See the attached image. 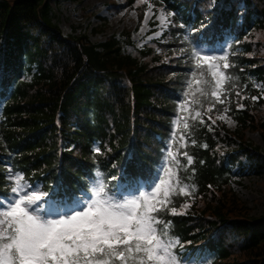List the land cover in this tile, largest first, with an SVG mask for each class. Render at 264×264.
Wrapping results in <instances>:
<instances>
[{"label": "trees", "instance_id": "trees-1", "mask_svg": "<svg viewBox=\"0 0 264 264\" xmlns=\"http://www.w3.org/2000/svg\"><path fill=\"white\" fill-rule=\"evenodd\" d=\"M50 1L0 0V194L11 186L7 165L42 181L46 189L57 184L89 188L107 176L109 187L121 179L148 191L157 175L168 179L161 169L168 165L171 147L178 163L170 166L176 173L170 182L179 180L177 192L195 185L192 195L208 204L194 216L161 215L172 222L171 235L196 254L199 261L193 264H264V214L252 215L245 206L229 212L231 202L238 205L228 188L232 165L249 161L255 173L264 174V155L247 146L223 152L236 132L207 120L221 106L211 96L210 70L197 66L191 54L197 44L217 56L228 54L229 113L242 130L253 127L264 135V122L254 117L249 103L250 97H260L254 81L264 82V54L256 52L262 42L257 32H264V0H217L212 9L208 0H166L177 12L173 46L185 50L178 56L174 49L157 52L162 44L128 55L115 38L95 44L85 34L63 36ZM186 28L203 33V42L193 40L196 33ZM33 65L32 82L21 81ZM238 102L245 108H237ZM197 110L203 123L194 119ZM98 142L100 153L94 152ZM186 200L175 195L170 206L178 210Z\"/></svg>", "mask_w": 264, "mask_h": 264}, {"label": "snow or ice", "instance_id": "snow-or-ice-1", "mask_svg": "<svg viewBox=\"0 0 264 264\" xmlns=\"http://www.w3.org/2000/svg\"><path fill=\"white\" fill-rule=\"evenodd\" d=\"M176 15L177 12L167 13L168 17ZM147 19L148 11L145 12ZM157 19L162 27L172 23L166 18L163 8L159 10ZM180 27L185 28L183 23ZM185 30L196 33L193 40L203 42V33L195 28ZM183 39L188 41L190 37L186 34ZM180 51L183 53L185 50ZM208 51L216 50L199 44L191 48L196 65H206L214 79L211 96L224 104L221 89L226 80L231 79L224 71L231 67L227 62L228 54H204ZM220 60L224 61L222 65L218 63ZM202 83L204 81H195L196 85ZM224 92L226 94L227 89ZM236 95L241 100L245 98L239 90ZM258 98L251 97L253 101ZM180 107L183 109L184 105ZM211 107L214 105H209ZM236 107L245 105L238 102ZM228 111L225 108V113ZM197 118L203 123L199 110L194 119ZM220 119H225V116L221 115ZM212 122L215 123L214 120ZM184 127L187 129L188 124L185 123ZM94 152L100 153L101 148L95 147ZM167 152L169 162L161 171L167 173L168 179L157 175L151 184L146 185L148 191L137 187L130 192L119 184L109 187L104 182L108 177L104 176L90 189L84 186L62 188L57 184L45 192L36 190L34 184H26L21 174L8 171L6 174L13 186L9 192L0 194V264H182L184 258L179 253L183 246L179 237L171 235L172 222L162 219L161 215L164 212L178 214L177 208L170 206L172 197H192L195 185H184L179 192L176 191L179 180L175 184L170 182L176 175L170 166L178 161L171 147ZM182 155L189 165L192 164V156L187 152ZM101 175L97 169L96 176ZM46 205L57 207L53 210ZM190 206L191 201L186 200L181 208Z\"/></svg>", "mask_w": 264, "mask_h": 264}, {"label": "rangeland", "instance_id": "rangeland-1", "mask_svg": "<svg viewBox=\"0 0 264 264\" xmlns=\"http://www.w3.org/2000/svg\"><path fill=\"white\" fill-rule=\"evenodd\" d=\"M149 4L152 5L151 9H149ZM211 4L213 5V0H208L206 6L209 7ZM51 6L54 21L60 26L63 34L86 33L95 43L103 42L112 35L125 42L128 34H130L131 43L124 45L126 52H134V48H142L143 46L152 44L153 41H159L162 44V47L156 48L157 52H170V50L174 49L173 37L168 32L171 23L167 27H162L157 19L159 10L163 8L166 18L172 21V17H168L167 13L173 11L163 0H133L131 3H129V0H61L58 3L52 2ZM146 11H148L147 20H145ZM257 34V38L262 40V42L260 41L261 43H259L256 52L264 54V32L259 31ZM256 52L254 49L251 54L256 55ZM178 53L179 50L177 52L174 49L173 55L178 56ZM205 54L209 55V52ZM257 85L262 93H264L261 83ZM226 94L224 88H222L221 95L224 101L228 97ZM262 98V102L259 99L252 101L250 109L256 119L258 118L263 121L264 95H262ZM221 115H224L225 119L221 120ZM228 117L231 119L229 120ZM217 119L222 122L219 124L225 125L229 130L238 128L237 121L228 113H220ZM244 144L257 146L264 153V136L258 129H247ZM234 173L232 188L236 193L235 203L238 205V208H235L231 202L229 212L232 207L233 209L241 210L239 207L245 206L250 209L253 215L264 213V175L254 174L250 170L238 167L234 168ZM21 176L26 184H34L36 190L42 189L45 191L40 182H31L23 174ZM129 191L132 192L131 190ZM193 201H195L194 198L192 199ZM233 201L235 200L233 199ZM192 202L190 207L181 211L192 210L194 212V209L202 211L208 206L207 201L203 202L200 199L197 203L194 202L192 204ZM46 206L53 208V210L57 207L56 205ZM240 212L242 213L243 210Z\"/></svg>", "mask_w": 264, "mask_h": 264}]
</instances>
